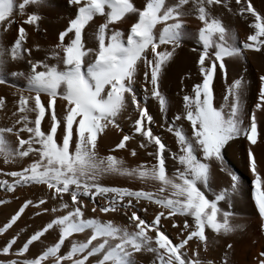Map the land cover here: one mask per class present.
<instances>
[{"label": "snow or ice", "instance_id": "6c2138e0", "mask_svg": "<svg viewBox=\"0 0 264 264\" xmlns=\"http://www.w3.org/2000/svg\"><path fill=\"white\" fill-rule=\"evenodd\" d=\"M49 3L0 0L4 31L20 17L16 38L8 47L0 46V85L9 78L23 82L11 85L15 110L11 125L0 127V158L4 165L30 160L18 171L0 173L11 177L0 179V190L19 199L17 189H43L41 197L23 199L0 226V235L13 229L27 209L36 217H50L37 228L21 227L11 235L0 253L9 256L16 246L17 258L0 264H138L137 256L143 254L152 257L149 264H213L189 245L206 249V230L227 237L243 227L232 223L230 203L238 176L228 173L230 191L213 190L210 183L213 165L225 171L226 153L241 138L249 145L251 199L264 235V173L252 150L258 140L264 141V122L257 119V112L264 113V75L258 77L255 102L246 111V83L242 77L228 82L226 65L227 60H243L247 50L264 54V12L253 0H64L70 18L50 54L34 59L32 53L40 46H26L25 25L38 31ZM221 11L250 20L251 34L239 46L223 15H214ZM192 16L199 22L195 32L186 31V18ZM122 25L127 27L121 30ZM86 29L92 30L87 38ZM189 39L196 44L190 52L196 57L198 82L183 95L174 123L167 124L176 145L173 151L154 131L165 124L150 113L148 101L150 96L158 102L165 120L162 76ZM17 61L26 65V72L7 70ZM217 75L226 85L219 99L214 90ZM5 106L0 95V109ZM107 130L120 138L102 155L99 140ZM8 135L15 136V147ZM134 138L150 159L129 166L112 153L127 150L136 157L137 148L128 146ZM110 177L141 187L104 183ZM222 202L226 208L219 207ZM8 203L0 198V205ZM149 208L154 209L150 217ZM113 214L126 223L100 218ZM165 221L175 229L174 236L167 233ZM46 234L56 236L49 245L43 243ZM79 234L85 239L74 238ZM36 244L41 250L27 258ZM257 264H264V251L258 253Z\"/></svg>", "mask_w": 264, "mask_h": 264}, {"label": "bare ground", "instance_id": "6f19581e", "mask_svg": "<svg viewBox=\"0 0 264 264\" xmlns=\"http://www.w3.org/2000/svg\"><path fill=\"white\" fill-rule=\"evenodd\" d=\"M21 0H17V4ZM142 0H137V3H141ZM172 2V0H169ZM254 7L261 12H264V0H253ZM26 11H32L31 8ZM223 15L224 22L235 33L236 43L239 46L240 43L246 40L247 35L251 34L248 27L249 21H245L243 18H237L235 16L226 15L223 11L214 13V15ZM71 16V9H69L64 0H50L48 11L44 12L43 19L39 25V30H34L31 26L25 25L26 32L28 33V39L26 42L27 47H33L34 45L40 46V51H33L32 56L34 59H44L46 55L50 54V50L54 48L57 40V34L59 30H62L66 25L68 19ZM17 23L11 24L7 31L3 30V26H0V46L8 47L17 36V27L20 20L19 15L16 17ZM102 22V21H98ZM188 25L186 31L195 32L199 27V22L194 16L186 18ZM127 25H122L121 30L126 28ZM91 29H86L87 35H90ZM195 41L189 39L183 42L180 49H177L176 55L173 61L167 66L162 76L160 91L167 99L166 106V119L161 120L160 109L158 102L149 96L148 108L151 114L156 117L158 123H164V128H155L158 134H160L168 147L173 151H176V145L172 134L168 133L166 128L168 123H174L173 116L178 114L182 108V97L185 94H190L191 85L198 82L197 68L195 66V54L190 52V49L195 47ZM49 63H55L50 60ZM228 69V82H231L234 78L242 77L246 83L245 89V108L246 111H250L257 95L260 75H264V54L247 50L243 60H227ZM8 71H27V67L22 62L9 63L7 66ZM142 75V73H141ZM21 78H9L4 85H0V95H4L6 99V106L0 109V127L9 126L12 123L11 112L14 111V106L11 102V92L14 90L11 85H21ZM215 93L217 98H220V94L223 92L226 85L223 80L217 75L214 80ZM143 95V93H141ZM59 103V102H57ZM47 118V117H46ZM258 122H264V113L257 112ZM127 130V125H125ZM21 138H26V134L21 133ZM119 135L114 130H107L106 133L99 140L100 152L102 155L108 154V149L114 147L118 142ZM6 139L15 147V136L8 135ZM138 138L128 142L129 148H137V156L131 157L127 150H117L115 153L117 157H122L129 166H135L139 163H144L150 158L146 156L145 151L139 149ZM248 142L244 139H238L228 149L225 156V171H220L215 165H213L211 175V188L213 190L228 189L230 191V175L235 174L238 176V189L232 195L231 198V210L234 213L232 223L242 225V229L238 230L234 234L227 237L218 236L210 231L206 230L207 248L198 246L196 243L190 242L189 248H197L199 257L208 261L211 260L213 264H257V257L260 251H264V235L261 234L259 228V220L257 214L254 211V204L251 199L252 193V175L247 167L246 151L248 148ZM252 150L258 161V169L264 173V141L258 140L257 144L252 146ZM30 160L25 158L22 161H18L14 165H4L2 158H0V173L8 171H18L20 165H26ZM0 179H6L11 181V177L0 174ZM104 183L113 186H127L132 188H139L141 185L138 183H129L127 180L118 177L106 178ZM146 190H148L146 188ZM43 189L40 187H28L25 189H17L16 196L19 199H14L12 194H5L3 190H0V198H4L10 201L6 205H0V226L18 208L23 199H34L41 197ZM211 199V197H209ZM67 199V197L65 198ZM219 207L226 208L227 205L222 202ZM33 209H27L26 214L20 219L13 229L9 230L5 235H0V247H2L7 239L11 238L16 231L21 227H27L30 231L32 228H37L43 223L49 220L48 215L36 217L33 215ZM153 208H149V217L151 216ZM100 218L112 219L119 224L126 223L125 218L121 215H101ZM177 224H180V219H177ZM164 228L167 233L174 236L176 234L175 229L170 227L169 222L165 221ZM78 241L85 239L84 234H79L74 237ZM56 239L55 234H46L43 240L45 245H49ZM231 244V249L227 248V245ZM16 246L12 250V254L5 256L0 253V260L17 258L15 256ZM41 250V244H36L30 248V252L26 253L27 258H32L34 254H38ZM64 249H62L63 251ZM152 257L149 254L138 255V264H149Z\"/></svg>", "mask_w": 264, "mask_h": 264}]
</instances>
